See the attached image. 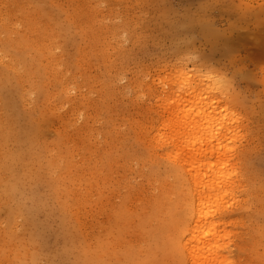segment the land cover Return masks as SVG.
I'll list each match as a JSON object with an SVG mask.
<instances>
[{
	"label": "rangeland",
	"instance_id": "1",
	"mask_svg": "<svg viewBox=\"0 0 264 264\" xmlns=\"http://www.w3.org/2000/svg\"><path fill=\"white\" fill-rule=\"evenodd\" d=\"M0 264H264V0H0Z\"/></svg>",
	"mask_w": 264,
	"mask_h": 264
},
{
	"label": "bare ground",
	"instance_id": "2",
	"mask_svg": "<svg viewBox=\"0 0 264 264\" xmlns=\"http://www.w3.org/2000/svg\"><path fill=\"white\" fill-rule=\"evenodd\" d=\"M177 78L179 79V81L181 79H184L183 78V74L177 76ZM205 79H206L207 82H210V84L206 88L209 92L212 93L213 91H219L220 90V87L218 86L219 85V83H218L219 80H217V79L215 80L214 77L211 76V75L205 76ZM187 82H188V79H187ZM184 88H187V87L184 86ZM204 92L207 94L205 89H204ZM192 93L193 92H191L190 94H192ZM200 94L201 95H199V93H198L199 96L196 95L195 97H192V98L186 100V104H184V102H182V101H181L182 104H181V102H178V104H177V107H182V108L192 107V108H189V109L185 110V112L182 113V115L186 114V117L188 118V120H184V121H187L186 125L195 126L196 128L198 127V129L200 128V129L204 130V133L201 130L202 134L203 135L206 134L208 136L212 135V136H210V137H212L211 139H213L214 136H217V133L220 134L221 133L220 131H222V133L220 135L218 134V139H219L220 136L224 137V135H223L224 132L223 131H224L225 128H226L227 131H230V132L234 131V129H233L234 126L233 125H235V123H236L235 122L236 118L234 117V115L232 113H230L229 108H227L226 105L225 106L220 105V102H217L215 99H212V98H209V97H204L202 95V92ZM208 94H210V93H208ZM183 101H185V100H183ZM176 102H177V100H176ZM224 107H226V108H224ZM223 137H222V139H223ZM215 138L217 139V137H215ZM211 139H208V140H210L209 142H212ZM197 153L198 154H196L194 156H200L204 152L198 151ZM208 153L210 154V155L208 154V156L215 155V151L213 149H211L210 152H208ZM204 157L206 158L207 155H205ZM188 163H189V166L191 167V170H190L191 174H192L191 176H192L193 183L195 185V193H196V196H197V198H196L197 199L196 200L197 201L196 202L197 203V215H198L197 216L198 221H197V224H196L195 228L194 229L191 228L192 231L190 229V232L192 233V234L191 233L190 234L193 237L190 235L192 238H189L188 241L185 243V247L187 248V250L190 251L191 250V246L194 243V239L196 238V235H197V237H198L199 234H200L199 236H202L201 231L203 232L204 228L201 229V226L202 225L206 226L207 222L205 224V220L209 221L207 226L213 224V223L211 224V221L207 218L208 214L206 215L207 217H205V214L203 212V209H204L203 206L205 207V205L203 204V202L206 203V206H208L210 204V202L208 204L207 201L208 200L210 201L212 196H213V198L217 199V197H219L220 194L222 195L223 192H221V190H220V186H221L220 184L223 182L222 185H224L225 187L228 186V185L230 186L231 182H228L229 181L228 179L229 178L231 179V177H229V175H227V176H224V177L225 178L229 177V178L228 179H225V178L223 179L222 178L223 179L222 180L221 177L224 174H221L222 176L221 175H219V176L216 175L219 171H215V173H214L212 167L208 168L210 166L209 163H205V162L202 161V159L197 158V157H192L191 161H188ZM219 173H221V172H219ZM226 180H228L227 182L229 184L226 182ZM225 187L222 186V188H224V190H225ZM222 191H223V189H222ZM214 193H216V195H218V193H220V194L216 197V195ZM208 194L210 195L211 198L208 199L207 201L205 200L206 201L205 202L204 199H207L209 197V196H207ZM203 197H204V199H203ZM212 202L215 203L214 200H212ZM205 209H206V207H205ZM202 222H204V223H202ZM213 225H215V224H213ZM199 230H201V231H199ZM211 233L212 232H210L209 234H211ZM203 234H205V232ZM212 235L213 234L209 235L208 238H210ZM204 237H205V235H204ZM201 238L199 240H201ZM208 238H207V235H206L205 242L209 241ZM213 238H215V237H213ZM195 241H196V239H195ZM211 241H213V240L211 239ZM196 242H195V246L197 247V252H196L197 254L196 255H198V251H199L198 247L199 246L196 245ZM199 242H197V244ZM205 242H201V245L202 244L211 245V244H209L210 242L209 243H207V242L205 243ZM208 245H206V246L208 247ZM194 247L192 246V248H194ZM204 248H205V246H204ZM202 249H203V246H202V248H200V250L202 251ZM195 250H194V254H195ZM203 250L205 251V249H203ZM190 253H191V258H192L193 257L192 255H194V254H193V252H190ZM196 258H197V256L194 259H196Z\"/></svg>",
	"mask_w": 264,
	"mask_h": 264
}]
</instances>
